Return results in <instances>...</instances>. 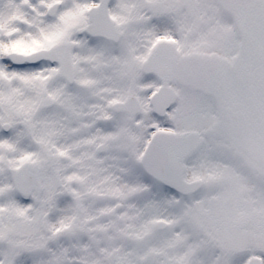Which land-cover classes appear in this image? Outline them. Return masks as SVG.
Wrapping results in <instances>:
<instances>
[{
    "label": "snow or ice",
    "instance_id": "snow-or-ice-1",
    "mask_svg": "<svg viewBox=\"0 0 264 264\" xmlns=\"http://www.w3.org/2000/svg\"><path fill=\"white\" fill-rule=\"evenodd\" d=\"M0 264H264V0H0Z\"/></svg>",
    "mask_w": 264,
    "mask_h": 264
}]
</instances>
